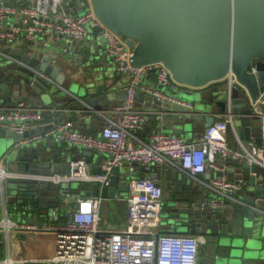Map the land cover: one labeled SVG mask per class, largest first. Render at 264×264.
Wrapping results in <instances>:
<instances>
[{
	"label": "water",
	"instance_id": "95a60500",
	"mask_svg": "<svg viewBox=\"0 0 264 264\" xmlns=\"http://www.w3.org/2000/svg\"><path fill=\"white\" fill-rule=\"evenodd\" d=\"M69 1L77 6V13L85 6L84 0ZM89 2L97 18L90 30L101 33L104 26L126 37L132 64L140 66L161 62L177 82L203 88L181 95L175 92L181 99L189 101L192 108L168 100L160 101L150 94L145 96L151 116L161 112L167 130L185 136L194 133L199 137L203 129L219 114L225 113L230 105L231 112L239 109L238 116L233 119L238 135L245 139L253 135L257 143L261 142L260 121L257 116H249L251 109L247 107L248 98L240 87L232 85L229 89L228 82L214 87L207 85L232 72L250 96L253 99L257 97L260 86L264 85V0ZM32 45L25 43L23 48L8 46L3 49L24 64L0 56V104L25 100L33 105L45 106L48 110L54 109L53 116L59 121L67 118L59 115L60 112L68 110L71 111V118H78L84 125L88 123V132L92 133L99 123L94 110H107L114 105L112 100L115 97L119 103L123 101V85L120 81L112 83L100 65L103 55L96 57L95 51L72 44L61 59L72 61L69 51L75 50L73 59L77 60L84 72L78 74L74 68H70L67 76L57 63L60 56L45 53L40 57L39 51L30 49ZM74 76H78L77 81L73 79ZM148 76L154 87L163 90L154 70L149 71ZM165 90L168 91L167 88ZM141 96L139 92L138 97ZM261 111L264 114V104ZM52 126L53 123L37 126L22 134L0 127V155H3L0 158H4L5 164L15 162L18 170L21 168L20 171L35 178L42 177V180H46L45 176L60 173V166H65L71 160L85 157L90 164L93 162L91 150H81L82 156H70L61 152L60 143L58 147L51 148V138L15 145L16 140ZM40 143H44L45 148L36 147ZM77 149L76 145L72 146L73 152ZM4 155L10 160H6ZM96 160L98 163L92 164L93 171L99 169L101 157ZM226 163L229 173L235 172L237 177L247 181L244 188L236 191V196L243 203H231L226 199L224 208H201L199 202L204 199L202 194L199 202L177 204L172 200L162 206L160 215L166 216L165 224L174 223L182 227L181 232L208 237L216 253L212 264H264V171L254 164L232 158H228ZM66 171L71 173L69 168ZM170 171L178 174L175 170ZM118 172V169L113 170L109 186L102 189L104 197H112L119 189H126L125 185L118 186ZM210 176L213 174H198V177ZM181 178L186 181L185 175ZM84 187V195L94 196L99 191L97 183L85 182ZM17 214L27 222L38 221L37 212L28 217L22 215L23 211Z\"/></svg>",
	"mask_w": 264,
	"mask_h": 264
},
{
	"label": "built area",
	"instance_id": "2783aa9c",
	"mask_svg": "<svg viewBox=\"0 0 264 264\" xmlns=\"http://www.w3.org/2000/svg\"><path fill=\"white\" fill-rule=\"evenodd\" d=\"M84 4L81 12L72 13L68 0H18V3L0 0V41L11 48H23L25 43H39L45 47L63 42L62 50L65 53L69 46L79 40H86L92 33L88 24L97 18L89 0H84ZM12 17H15L14 22L11 21ZM102 29L101 33H94L103 39L105 51L112 59L116 71L128 77V81L123 84V101L111 106L109 110H94L102 124L92 133L78 128L74 120L65 119L53 123L48 129L15 141V145L20 146L51 138L56 143L76 145L79 150H91L101 157L97 171L92 170V163L86 161L85 157H80L69 161L64 172L45 176V179L53 182L79 180L97 183L99 191L93 196L74 195L70 191L61 190L63 196L71 200L64 222L37 224L20 221V218L16 220L8 215V201L9 198L14 201L15 212L18 213L22 200L9 179L33 176L8 168L4 158H0V229L5 231V238H9L14 230L41 229L51 235L52 248L50 255L45 257L33 255L13 258L8 254L0 258V264H197L201 235L160 231L158 227L155 229L152 226L158 220L162 208L155 187L158 179L156 169L175 170L203 188L207 194L199 206L210 209L224 208L226 199L231 203H243L236 196V191L244 188L247 181L242 177L227 176L228 158L254 164L264 171V114L261 111L264 85L260 86L259 94L253 99L232 72L224 77L229 89L232 85H238L248 98L247 107L251 109L249 116H257L260 121V143L255 141L253 135L248 139L238 135L234 129L230 105L221 117L215 118L195 139H186L165 132L162 128L154 129L144 137L141 131L145 126L149 122L160 124L162 115L156 112L151 116L150 110L136 108L134 102L139 92L142 95L150 94L160 101L179 103L186 108H192V104L176 95L175 92L184 84L177 82L161 62L140 66L132 64L127 38L104 26ZM0 56L24 64L1 48ZM151 70L156 72L163 90L148 83V72ZM86 106L92 110L90 105ZM41 108L25 100L0 104V127L22 134L27 129L42 126ZM230 125L234 146L229 145L226 135ZM120 167H127V177L118 180V186L125 185L127 194L123 196L117 192L115 198L127 203L128 220L121 228H103L99 226L101 203L105 199L102 189L109 186L113 170H119ZM68 168L70 174L66 171ZM208 170L213 172V176L198 177L199 173L204 174ZM29 205L27 203L26 207Z\"/></svg>",
	"mask_w": 264,
	"mask_h": 264
},
{
	"label": "crops",
	"instance_id": "0c3cea01",
	"mask_svg": "<svg viewBox=\"0 0 264 264\" xmlns=\"http://www.w3.org/2000/svg\"><path fill=\"white\" fill-rule=\"evenodd\" d=\"M8 1V0H7ZM18 3V0H15ZM69 0H68V6L70 7V11L72 13H77V6L76 5H71V3L69 4ZM15 17H12V22H14ZM37 42V39H35ZM62 43L60 42L58 44H50V45H46L45 47L42 46V44L39 43H35L33 44V46H31L30 49L34 50L36 49V51H39V56L41 57L42 55H44L45 53H47L50 56H60L59 58H57V63L60 66L61 70L67 75L69 76V69L70 68H74L78 74H81L83 71L82 66L79 65L77 63V60H74V54H75V50H70V58L72 59V61H64L63 59H61V57H65V53L62 50ZM103 39L101 38V36L95 34L93 36H91L90 38H87L86 40H79L76 42V46H83L84 48H88L89 50L95 51L96 53V57L100 55H103V59H101V67L102 69L106 70V73L109 75L110 79L112 81V83L115 82H121V85H123L124 83H126L128 81V77L122 73H118V71H116L114 64L112 62V59L107 55L106 51H105V46L103 44ZM6 47V45L4 43H2L0 41V48L4 49ZM73 79H78V76H74ZM148 83L153 85V81L149 78L148 76ZM226 81V79H221L216 83H210L208 84L209 86H218L223 84ZM207 85V86H208ZM203 89V88H200ZM200 89H194L188 86H180L179 89L177 90V94L181 95V94H185L188 92H192L194 90H200ZM68 90V93L71 94V91ZM72 98H73V94H71ZM117 96V95H116ZM146 95H142L141 97H137L136 99V108L139 109H143V110H149L150 107L146 106L147 100H146ZM74 99V98H73ZM114 105L119 103V99H117V97H115L113 100ZM36 107H42L41 109L43 110V119L41 121L42 126L39 127H43L45 125L51 124V123H56L58 120L57 117H54V109L48 110L45 106L42 105H36ZM113 106V105H111ZM110 106V107H111ZM110 107H108L107 110L110 109ZM233 113V118L235 119V117H237L238 113H239V109H234L232 110ZM59 115H64V117L66 116L67 118L64 119H72L74 120L75 125L78 128L84 129V130H89V124H82L80 122V120H78V118H71V111L68 110H62L60 112ZM222 114H219L217 117H221ZM216 117V118H217ZM102 124L101 120L99 119V123L98 126L96 128L97 131L98 128L100 127V125ZM161 124V125H160ZM157 123V122H149L146 126L145 129H143L141 132H143V136H147L148 133L154 129L157 128H162L165 132L171 133L170 130H167L165 128V125L163 124V120H161V123ZM33 129V128H32ZM227 140L229 145L234 146L235 145V141H234V135H233V131L231 128V125L228 127L227 129ZM182 137L186 138V139H195L196 134L191 133L189 134V136H185V135H181ZM46 141V140H45ZM51 148H56L58 147V143H56V141L51 140ZM36 147H43L45 148L44 143H40L38 146ZM61 152H65L66 154H70V156L75 155V157H78L79 155L82 156V152L81 150H79V148L73 152L72 150V146L69 144H63L61 145ZM64 153V154H65ZM96 157H95V156ZM93 162L92 164L95 165L97 162V157H99L96 153H93ZM13 165H15V167H18V165L14 162L12 163ZM92 164L90 165V167L92 168ZM21 167L23 166L22 164L20 165ZM228 166V164H227ZM60 172H64L66 169V165L64 166H60ZM127 167H125V174H126V169ZM10 169H14V168H10ZM18 170V168H15ZM21 170V168H19ZM205 173H213L212 171L208 170ZM156 174L158 176L157 181L155 182V187L158 190V196H159V201L162 204L164 201H175L177 204L178 203H183L184 201H189V202H199L200 196L202 194H204V196L207 194V192H203L202 189L197 186L195 183H193L192 181H184L181 176V173L178 172L177 175L173 174L170 170L168 169H164V168H157L156 169ZM227 176L229 178H234L237 177L236 173H229V171L226 172ZM69 183H67L66 186H62V183H57V184H53L50 185L48 183H42L40 180H38L37 178H25V179H18V180H12L11 184H13V186L15 188L17 184V182L22 183L20 185V189L18 191V195L20 197V199L22 200V206L20 207V211H23L24 216L28 217V215H32L33 212H37L38 214V221L36 222L37 224H43L46 222H50V223H60V222H64L67 219V215H66V209L67 207L70 205L71 200L67 199L63 196L61 190H67L70 191L71 193H73L74 195H84V191H85V187L84 184L85 182L82 181V183H75L74 181L76 180H67ZM61 184V185H59ZM57 187V188H55ZM197 188V189H195ZM56 191L53 192V191ZM197 190V191H195ZM105 199H112L115 202V207H114V213H113V218L109 220V223H107V221H102L100 223V227H112V228H121L124 227L125 224L127 223L128 220V212H127V203H125L124 200L122 199H117L115 198V194L112 197H105ZM66 201V202H64ZM9 208L12 211H16L15 209V203L12 199L9 198ZM27 203H29V207H25L27 205ZM67 203V204H65ZM52 207V211L50 214H48V208ZM184 207V205H183ZM1 208V205H0ZM61 208L64 210L63 212L61 211ZM101 209V208H100ZM21 215V216H22ZM2 216L1 210H0V218ZM19 217H17L16 214V220ZM14 219V218H13ZM20 221H26L27 220H22V219H18ZM33 223V222H31ZM165 222L162 220L161 215H159V218L157 221H154V223H152V226H154V228L156 229V227H158L157 229L160 231H176V232H181L182 227H179L178 225L174 224V223H166L167 226L165 227ZM151 226V227H152ZM2 230V229H0ZM2 232L4 233L3 238L0 239V258L6 255H10L12 256V244H11V235H14L13 239L14 242L16 243L14 245L15 251L17 253L16 258H18L19 256L21 257H31L33 255H36L37 257H45L48 256V254L50 255L51 253V243H50V238H47L48 233H46L44 230H34V229H27V230H14L10 233L9 238H5V231L2 230ZM23 241V244L20 245V241ZM208 242L210 243V245L212 246L211 250H208L204 252V257L202 256L203 253L201 252V250L198 249V253H197V264H212L214 257L216 255L215 251L213 250V245L211 244V241L208 237L206 236H201L199 239V243H205ZM48 247V254L46 252V248ZM210 256V257H209ZM209 257V258H208ZM35 264H41V263H35Z\"/></svg>",
	"mask_w": 264,
	"mask_h": 264
},
{
	"label": "rangeland",
	"instance_id": "374dc122",
	"mask_svg": "<svg viewBox=\"0 0 264 264\" xmlns=\"http://www.w3.org/2000/svg\"><path fill=\"white\" fill-rule=\"evenodd\" d=\"M70 2V1H69ZM70 4V3H69ZM94 25V20H92V21H90L89 22V24H88V26H89V28H92V26ZM93 35H95V33L94 32H92L89 36L91 37V36H93ZM89 37V38H90ZM207 89H209V88H207ZM134 105H137L136 104V101L134 102ZM42 141H44V140H42ZM4 142H2V144H3ZM1 156H3V155H0V157ZM5 156V158H6V160H10L9 158H7V155H4ZM95 156V155H94ZM96 157V156H95ZM7 167L8 168H17V167H15V165H13L12 164V161L10 162H7ZM119 178H120V180H123V179H125V167H120L119 168ZM40 181L42 182V183H48V184H50V185H53L54 183L55 184H57V183H62V186H66L67 185V183H69L67 180H62V181H59V182H53L52 180H42V179H40ZM75 183H82V181H79V180H76V181H74ZM17 187H19V185L18 184H15ZM59 185H61V184H59ZM55 188H57V187H55ZM53 192H55L56 193V191L54 190ZM118 194L119 195H123V196H126V194H127V191H126V189L125 190H121V189H119L118 190ZM64 202H66V201H64ZM168 202H170V200L169 201H164L163 203H162V206L164 207L165 205H167L168 204ZM20 204H21V206H22V202H20ZM65 204H67V203H65ZM71 204V203H70ZM114 207H115V202L112 200V199H103V201H102V203H101V209H100V216H101V219H100V221H99V226H101L100 225V223L102 222V221H107V223H109V220L110 219H112L113 218V213H114ZM0 210H1V208H0ZM9 211H8V215H9V217L10 218H14V219H16V212L15 211H12V210H10V208L8 209ZM51 211H52V207L50 206L49 208H48V214H50L51 213ZM61 211L63 212L64 210L61 208ZM18 216V215H17ZM161 218H162V220L165 222L167 219H166V216L165 215H162L161 214ZM165 225V227L167 226V224H164ZM3 236H4V233L2 232V230H0V239L1 238H3ZM13 237H14V235H11V244H12V251H11V253H12V257L13 258H16V255H17V253H16V251H15V248H14V245L16 244L15 242H14V239H13ZM47 238H50L51 239V235L50 234H48L47 235ZM20 245H22L23 244V241L21 240L20 241V243H19ZM198 249L199 250H201V252L203 253V257H204V252L205 251H207V249L208 250H211L212 249V246L210 245V243H208V242H205V243H199L198 244ZM46 252H47V254H48V247L46 248ZM49 255V254H48ZM210 257V256H209ZM208 257V258H209Z\"/></svg>",
	"mask_w": 264,
	"mask_h": 264
},
{
	"label": "trees",
	"instance_id": "16d2710c",
	"mask_svg": "<svg viewBox=\"0 0 264 264\" xmlns=\"http://www.w3.org/2000/svg\"><path fill=\"white\" fill-rule=\"evenodd\" d=\"M17 184L19 185V187H20V185L22 184V183H20V182H17ZM17 187V186H16ZM19 187H17V191H19Z\"/></svg>",
	"mask_w": 264,
	"mask_h": 264
}]
</instances>
